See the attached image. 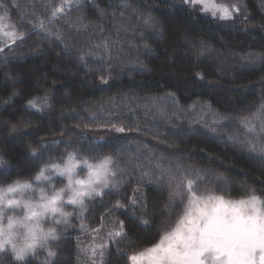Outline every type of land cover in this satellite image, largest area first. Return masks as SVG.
I'll list each match as a JSON object with an SVG mask.
<instances>
[{
  "label": "trees",
  "instance_id": "obj_1",
  "mask_svg": "<svg viewBox=\"0 0 264 264\" xmlns=\"http://www.w3.org/2000/svg\"><path fill=\"white\" fill-rule=\"evenodd\" d=\"M240 1L245 14L228 20L169 0H126V6L125 0H0V187L34 183L40 168L62 164L68 153L93 165L111 156L109 167L124 169L119 193L86 198L82 217L66 204L69 223H44L60 239L11 264H44L49 249L57 254L50 264H89L84 249L95 241L108 246L104 264H127L108 239L112 221L125 220L130 239L120 248L128 252L171 230L175 216L165 208L170 173L174 186L181 174L199 169L201 189L233 200L254 191L264 200V153L240 142L264 146L242 122L249 118L260 132L264 121L258 111L264 105V0ZM61 6L64 12L50 19ZM40 21L45 30L34 28ZM12 31L24 38L13 42L5 35ZM120 127L125 131L115 130ZM86 171L79 166L77 173ZM46 175L57 188L64 184ZM137 188L135 211L148 224L132 210L108 214L117 199L127 205Z\"/></svg>",
  "mask_w": 264,
  "mask_h": 264
},
{
  "label": "snow or ice",
  "instance_id": "obj_2",
  "mask_svg": "<svg viewBox=\"0 0 264 264\" xmlns=\"http://www.w3.org/2000/svg\"><path fill=\"white\" fill-rule=\"evenodd\" d=\"M80 2L81 0H64L66 4L79 5ZM184 3L190 6L199 4L203 11L211 12L213 17L219 13L220 19L230 20L233 11L239 12L235 5L230 10L226 6L215 4L214 0H184ZM0 7L4 5L0 4ZM62 12L63 6L56 8L50 19H55ZM3 19L5 16H0V21ZM34 28L45 30L46 25L40 21ZM5 35L13 42L24 38L23 33L17 35L15 31ZM57 38L59 39V36ZM3 51L4 49L0 48V52ZM44 103L47 104L46 97ZM30 106L36 107L31 101ZM258 111L264 112V105H261ZM253 116L259 118L257 114ZM242 122L250 135L264 139V121L261 122L260 132H256L254 126H249V118L245 117ZM115 130L121 133L125 131L122 127ZM240 142H246L250 152L259 150L264 153V146L258 149L252 140ZM33 155L36 153L33 152ZM61 160L63 161V157ZM4 164L5 161L0 158V167ZM111 164H113L111 156H106L103 161L93 165L87 159L78 161L76 154L68 153L67 160L62 164H46L35 176V182H47V190L44 187L37 189L29 181H14L6 187H0V258L10 257L7 264H11L12 260L25 261L26 257H35L38 247L48 248L49 240L60 239L55 227L45 230L43 221L52 220L54 224H67L72 213L64 211L66 204L78 209V215L82 217L88 211L86 198L95 200L113 192L119 193L123 185L124 169L118 166L112 169L109 167ZM78 166L88 169L85 179L77 178ZM46 172L65 177L67 183L57 188L53 176L46 175ZM192 172L194 175L181 174L174 186L172 182L176 180V176L169 174V202L165 208L171 209L169 216L170 218L175 216V224L171 230L163 231L155 243L136 251H122L120 244L130 239L129 229L124 219H113V227L107 235L109 241L117 245V252H122L127 264H264V200L257 197L254 191L247 199L225 200L223 196L212 194V189H201V182L205 177L201 175L199 169H193ZM118 173L121 175L118 176ZM147 175L148 173H144V176ZM141 179L143 180V177ZM26 192H30L31 195L26 197ZM140 192L139 188L135 189L127 205L117 199L108 210V214L113 215L114 211L119 209L132 210L131 215L134 218L148 224L149 221L137 216L135 211L138 206L136 194ZM177 209L180 211L177 212ZM15 210H21L22 214H9ZM57 216L63 219H57ZM103 219L101 216V221ZM80 227L82 230L86 228L83 223ZM103 227L101 223V228ZM165 227H168V222H165ZM101 228L92 231L98 233ZM18 239L23 243H17ZM107 247L102 244L91 249L92 264H104ZM128 247L135 249L137 246L130 242ZM56 255L55 251L49 249L44 264H50ZM97 255L99 261L95 259Z\"/></svg>",
  "mask_w": 264,
  "mask_h": 264
},
{
  "label": "rangeland",
  "instance_id": "obj_3",
  "mask_svg": "<svg viewBox=\"0 0 264 264\" xmlns=\"http://www.w3.org/2000/svg\"><path fill=\"white\" fill-rule=\"evenodd\" d=\"M169 1H171V2H175V3H177V4H180V5H183V6H185L187 9H189L191 12H194L195 14H197V15H199V16H211V17H213L212 15H211V12H205V11H203L202 10V6L201 5H196V6H190L189 4H186V3H184V0H169ZM214 3L215 4H217V5H223V6H226V7H228L230 10L232 9V6L233 5H235L236 7H238L239 8V12H235V11H233V17H235V16H243L244 14H245V12H244V9H243V3L240 1V0H214ZM219 13L217 14V16L216 17H214V18H217V19H220L219 18ZM232 17V18H233ZM79 169V166L77 167V169H76V172H77V170ZM87 172H88V169H87V171H86V173L85 174H78L77 173V178H79V179H85L86 177H87ZM55 176H57L58 178H60L61 180H63V181H61V183H63L64 182V184H66L67 183V180H66V178L65 177H60V176H58V175H55ZM44 184V181H42V182H39V183H37V182H34L33 183V186L35 187V188H40V187H44L46 190L48 189V187L46 188L45 187V185H43ZM39 184H42V186H40ZM63 184V185H64ZM63 185H61L60 184V187H62ZM26 197L28 196V195H31V193L30 192H26ZM36 195L38 196V192L36 193ZM248 198V197H247ZM247 198H239V199H226L225 198V200H230V201H239V200H242V199H247ZM9 214H16V215H21L22 214V212H21V210H15V212L13 213V212H9ZM46 221V220H45ZM45 221H43L42 223H43V226H44V223H45ZM48 222H51V220H47ZM6 220H5V224H6ZM45 228V227H44ZM45 230H47V229H45ZM93 237L94 238H97L96 240H99L98 239V237H97V235L95 234V235H93ZM100 242V241H99ZM105 245L104 243H97V241H95L94 243H92V244H89L87 247H85V249H84V253H86V255H87V260L89 261V264H92V259H93V257H92V255H91V249L93 248V247H96L97 245ZM95 259L97 260V261H99V256L97 255V257H95Z\"/></svg>",
  "mask_w": 264,
  "mask_h": 264
},
{
  "label": "clouds",
  "instance_id": "obj_4",
  "mask_svg": "<svg viewBox=\"0 0 264 264\" xmlns=\"http://www.w3.org/2000/svg\"><path fill=\"white\" fill-rule=\"evenodd\" d=\"M17 243H20V244H22V243H23V241H22V240H20V239H18V240H17Z\"/></svg>",
  "mask_w": 264,
  "mask_h": 264
}]
</instances>
